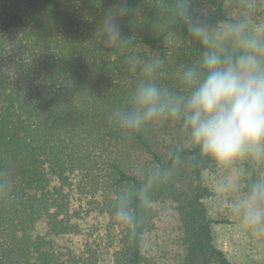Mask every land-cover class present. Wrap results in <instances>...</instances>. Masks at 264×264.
Segmentation results:
<instances>
[{"label":"trees","instance_id":"trees-1","mask_svg":"<svg viewBox=\"0 0 264 264\" xmlns=\"http://www.w3.org/2000/svg\"><path fill=\"white\" fill-rule=\"evenodd\" d=\"M254 1L264 7V0ZM118 0H0V172L14 179L0 199V264H103L90 235L79 254L56 240L101 219L111 230L114 264H150L143 239L157 221L153 206L175 207L184 256L179 264H232L214 244L207 176L217 164L192 147L178 121L162 119L137 132L110 123L128 105L140 73L129 57H159L157 83L183 92L182 66L207 47L187 21L227 22L224 0H127L119 20L124 41L109 47L99 24ZM159 165L167 178L152 204L134 201L135 234L114 217L121 187L139 188ZM264 168L251 174L254 179ZM44 223L45 232L37 231Z\"/></svg>","mask_w":264,"mask_h":264},{"label":"clouds","instance_id":"clouds-1","mask_svg":"<svg viewBox=\"0 0 264 264\" xmlns=\"http://www.w3.org/2000/svg\"><path fill=\"white\" fill-rule=\"evenodd\" d=\"M127 0L107 11L99 29L107 46L121 44L119 20L127 15ZM188 31L207 47L191 66H182L183 92L157 83L163 61L159 57L141 60L129 57L132 72L140 79L130 93L128 105L109 113L110 123L137 132L162 119L178 121L189 144L218 167L231 169L245 162L264 167V28L249 30V20L241 17L226 26H210L206 19L187 21ZM239 177L248 175L238 168ZM167 173L154 165L144 174L139 188L121 187L114 205L115 219L135 234L138 216L134 201L147 208L154 187ZM14 179L0 172V199L10 198ZM217 207L237 216L242 226L264 235V172L240 191L239 179L221 175L214 186Z\"/></svg>","mask_w":264,"mask_h":264},{"label":"rangeland","instance_id":"rangeland-1","mask_svg":"<svg viewBox=\"0 0 264 264\" xmlns=\"http://www.w3.org/2000/svg\"><path fill=\"white\" fill-rule=\"evenodd\" d=\"M224 11L228 17V21L222 23L224 26L241 17H247L249 30L258 31L264 28V7H259L254 1L224 0ZM240 167L247 169L246 177H239L238 168ZM259 167L262 166L247 162L231 169L218 167L215 173L207 176V182L214 191L215 182L219 176L231 175L239 179L240 191H245L251 174L259 171ZM153 210L157 214V221L144 236L143 255L150 264H179L184 251L181 245L182 230L177 211L168 203L155 204ZM211 217L216 221H227L213 225V236L215 246L225 253L232 264H264V235H257L242 226L239 218L226 208L217 207L216 194L211 204ZM37 231L45 232L44 223L38 226ZM88 235L99 243L103 264H114L115 247L111 241V230L107 222L101 219H87L80 222V232L57 239L56 247L63 254H79L84 248Z\"/></svg>","mask_w":264,"mask_h":264}]
</instances>
